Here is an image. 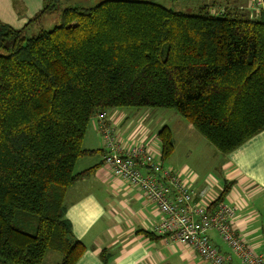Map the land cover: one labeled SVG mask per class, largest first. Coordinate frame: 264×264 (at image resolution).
I'll use <instances>...</instances> for the list:
<instances>
[{
  "label": "trees",
  "instance_id": "trees-1",
  "mask_svg": "<svg viewBox=\"0 0 264 264\" xmlns=\"http://www.w3.org/2000/svg\"><path fill=\"white\" fill-rule=\"evenodd\" d=\"M63 1L44 0L39 16ZM0 22V264H61L86 252L66 194L91 121L116 109H170L224 156L264 131V17L241 9L188 15L140 0L69 5L34 37ZM162 160L171 130L158 132ZM228 193V184L220 200ZM35 218V234L16 226ZM150 236L152 234H149ZM100 259L111 264L105 250Z\"/></svg>",
  "mask_w": 264,
  "mask_h": 264
},
{
  "label": "crops",
  "instance_id": "crops-1",
  "mask_svg": "<svg viewBox=\"0 0 264 264\" xmlns=\"http://www.w3.org/2000/svg\"><path fill=\"white\" fill-rule=\"evenodd\" d=\"M43 6L44 0H0V22L27 33L32 29L36 31L35 25L51 15L39 16ZM113 113L109 114V120L121 140L129 145L137 144L139 139L132 141V134L122 122L127 114ZM90 125L93 126L91 133L99 141L91 163L95 165L77 173L95 169L66 194V218L74 238L86 248L77 264H103L100 259L103 250L111 264H206L192 247L153 234V226L160 224L164 216L140 190L103 166V142L93 122ZM171 133L175 138V132ZM154 136L153 131H149L146 143H152ZM223 157L221 169H225L226 179L224 186L218 188L220 194L207 184H191L197 190L209 189L207 204L219 198L228 184V193L222 200L236 206L235 224L245 242L255 252L264 254V131ZM79 166L80 160L76 169ZM210 237L220 252L232 258V264H243L217 232L211 231Z\"/></svg>",
  "mask_w": 264,
  "mask_h": 264
},
{
  "label": "built area",
  "instance_id": "built-area-1",
  "mask_svg": "<svg viewBox=\"0 0 264 264\" xmlns=\"http://www.w3.org/2000/svg\"><path fill=\"white\" fill-rule=\"evenodd\" d=\"M253 18L264 17V0L251 2ZM103 112L93 124L103 142V166L112 174L140 190L164 216L153 226V234L192 247L206 264H232V258L212 243L215 231L243 264H264V254L255 252L235 224L237 208L225 200L205 203L209 189L197 190L182 174L165 167L158 134L151 143L127 144Z\"/></svg>",
  "mask_w": 264,
  "mask_h": 264
},
{
  "label": "rangeland",
  "instance_id": "rangeland-1",
  "mask_svg": "<svg viewBox=\"0 0 264 264\" xmlns=\"http://www.w3.org/2000/svg\"><path fill=\"white\" fill-rule=\"evenodd\" d=\"M104 0H69L63 1L58 7V10L51 15H47L42 19L27 35L34 37L42 31H50L58 25L59 15L64 8L69 5H81L84 7H94ZM159 4L165 8L176 12L185 13L188 15H198L201 9L208 7L212 16H220L224 12H231L234 9H241L246 12L250 11V4L254 0H140ZM127 114L122 122H125V127L132 134L133 139L137 140L139 145L148 141V132L153 131L154 135L163 127H168L175 132L174 150L172 161H165V167L173 169L179 174L182 173V178L187 183H199L214 187L212 190L216 194H220L218 188L224 186L223 181L226 179L225 169H221V160L223 155L219 153L214 146H212L207 139H205L188 120L182 117L177 112L170 109H136L124 108L116 109L114 113ZM132 113V114H128ZM113 113V114H114ZM92 122V121H91ZM186 126L183 129L182 125ZM93 127L90 125L87 134L84 148L94 151L98 147V139L91 133ZM171 131V132H172ZM91 133V134H90ZM95 153L87 155L80 159V166L76 169V173L80 169L91 167L89 165L95 158ZM170 161V162H169ZM176 167H172V166ZM82 167V168H81ZM182 171V172H181ZM198 179V181H197ZM216 186V187H215ZM196 188V187H195ZM38 221L35 218L25 219L22 215H18L16 219L17 228L29 233L35 234ZM62 255L58 252L47 251L43 264H61Z\"/></svg>",
  "mask_w": 264,
  "mask_h": 264
}]
</instances>
